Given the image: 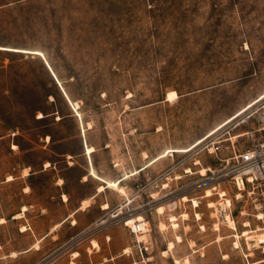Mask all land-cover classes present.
Returning <instances> with one entry per match:
<instances>
[{"label":"rangeland","instance_id":"374dc122","mask_svg":"<svg viewBox=\"0 0 264 264\" xmlns=\"http://www.w3.org/2000/svg\"><path fill=\"white\" fill-rule=\"evenodd\" d=\"M260 142L264 0H0V264H264Z\"/></svg>","mask_w":264,"mask_h":264},{"label":"built area","instance_id":"2783aa9c","mask_svg":"<svg viewBox=\"0 0 264 264\" xmlns=\"http://www.w3.org/2000/svg\"><path fill=\"white\" fill-rule=\"evenodd\" d=\"M217 149L216 145L212 146L213 152ZM233 159L234 177H237L240 182V178L243 176L249 183L255 182L264 185V142L256 143L249 148L234 153ZM125 224L126 222H124ZM128 227L130 232L135 236L146 232L148 223L140 218ZM137 242L139 243V241Z\"/></svg>","mask_w":264,"mask_h":264},{"label":"crops","instance_id":"0c3cea01","mask_svg":"<svg viewBox=\"0 0 264 264\" xmlns=\"http://www.w3.org/2000/svg\"><path fill=\"white\" fill-rule=\"evenodd\" d=\"M92 147V146H91ZM88 148H90V147H87L85 150H84V153L85 154H90L91 152H93V150L92 151H88ZM51 164V163H50ZM50 164H48V163H43L41 166H42V168H40L39 169V171H38V173H41L42 171H46L47 170V167L49 168L50 167V169H51V165ZM45 165V166H44ZM87 175H90L91 176V172H89ZM87 175H83L82 176V180L81 181H85V176H87ZM57 174H55V175H53L52 176V184L55 186V187H57V188H59L60 189V183L61 182H57ZM93 177V176H92ZM60 180V179H59ZM63 183V182H62ZM108 185L109 184H107V182L105 183V184H100V185H96L95 187H94V189H93V191H92V193H90L87 197H85V198H82V199H80L79 201H78V204L77 205H74V206H72V207H70V209L67 211L68 212V214H67V216L65 217V218H72L74 215H75V213H77L78 211H80V210H85L86 208H88V207H90V200L91 199H93V197L94 196H96L98 193H100L101 191H103V189L104 188H108ZM62 196H65V194L64 193H62V195L60 196L59 195V198H61V201H64L65 200V198H62ZM101 209H104L105 208V206L104 207H100ZM62 221H59V222H57V223H55V224H59V223H61ZM73 222H74V220H73ZM72 222V223H73ZM93 223V222H92ZM91 222L89 223V224H92ZM98 223L99 224H101V222H99L98 221ZM92 227H94V226H91L90 225V227H88V230L89 229H92ZM84 234L85 232H81V233H78L77 235H80V234ZM90 242V241H89ZM97 244V243H96ZM97 246H98V244H97ZM97 246L95 247V246H93L92 244L90 245V246H88L87 245V248L89 249V253L90 254H95L96 252H97V250H96V248H97ZM114 260V256H109V257H106L104 260H100V261H98V262H96V263H94V264H105V263H108L109 261H113Z\"/></svg>","mask_w":264,"mask_h":264},{"label":"bare ground","instance_id":"6f19581e","mask_svg":"<svg viewBox=\"0 0 264 264\" xmlns=\"http://www.w3.org/2000/svg\"><path fill=\"white\" fill-rule=\"evenodd\" d=\"M167 98V100H169V99H171V98H173L174 97V94L171 92V93H169L167 96H166ZM93 150V148L91 147V148H89L88 149V151H92ZM204 168H201L199 171H198V173L199 174H201V175H203L204 174ZM226 203H229V201L227 200V202ZM196 205V204H195ZM140 217L138 216L137 217V219H139ZM173 218V217H172ZM134 220V219H133ZM227 220H229V219H227ZM132 220L130 219L129 221H128V223H130ZM230 221V220H229ZM231 222V221H230ZM232 223V222H231ZM230 224V223H229ZM174 226H175V224H173ZM232 225V224H231ZM246 233V231H244V232H242V234L244 235ZM143 234H145V233H143ZM143 234H137L136 236H137V240L140 242V240H142L143 238L145 239V237H146V235H145V237H144V235ZM139 238V239H138ZM177 239L179 240V238L177 237ZM264 240L261 238L260 240H259V242H263ZM171 247H172V243L170 242L169 243V249H171Z\"/></svg>","mask_w":264,"mask_h":264}]
</instances>
